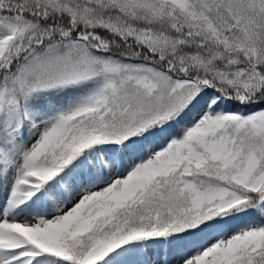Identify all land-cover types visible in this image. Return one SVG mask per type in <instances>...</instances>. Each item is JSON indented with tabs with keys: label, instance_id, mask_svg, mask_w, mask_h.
<instances>
[{
	"label": "snow or ice",
	"instance_id": "1",
	"mask_svg": "<svg viewBox=\"0 0 264 264\" xmlns=\"http://www.w3.org/2000/svg\"><path fill=\"white\" fill-rule=\"evenodd\" d=\"M0 264H264V0H0Z\"/></svg>",
	"mask_w": 264,
	"mask_h": 264
}]
</instances>
